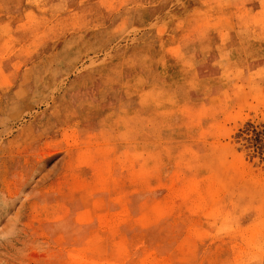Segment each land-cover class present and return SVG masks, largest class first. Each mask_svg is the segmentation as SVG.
Wrapping results in <instances>:
<instances>
[{
    "label": "rangeland",
    "instance_id": "374dc122",
    "mask_svg": "<svg viewBox=\"0 0 264 264\" xmlns=\"http://www.w3.org/2000/svg\"><path fill=\"white\" fill-rule=\"evenodd\" d=\"M0 264H264V0H0Z\"/></svg>",
    "mask_w": 264,
    "mask_h": 264
}]
</instances>
